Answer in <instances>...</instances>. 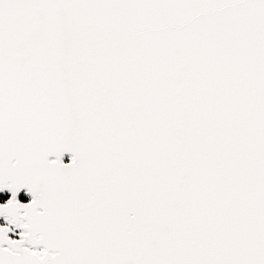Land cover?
<instances>
[{"label":"snow or ice","instance_id":"obj_1","mask_svg":"<svg viewBox=\"0 0 264 264\" xmlns=\"http://www.w3.org/2000/svg\"><path fill=\"white\" fill-rule=\"evenodd\" d=\"M0 221V264H264V0H0Z\"/></svg>","mask_w":264,"mask_h":264},{"label":"water","instance_id":"obj_2","mask_svg":"<svg viewBox=\"0 0 264 264\" xmlns=\"http://www.w3.org/2000/svg\"><path fill=\"white\" fill-rule=\"evenodd\" d=\"M65 160L67 159V156H65V158H64Z\"/></svg>","mask_w":264,"mask_h":264},{"label":"built area","instance_id":"obj_3","mask_svg":"<svg viewBox=\"0 0 264 264\" xmlns=\"http://www.w3.org/2000/svg\"><path fill=\"white\" fill-rule=\"evenodd\" d=\"M65 161H67V159Z\"/></svg>","mask_w":264,"mask_h":264},{"label":"flooded vegetation","instance_id":"obj_4","mask_svg":"<svg viewBox=\"0 0 264 264\" xmlns=\"http://www.w3.org/2000/svg\"><path fill=\"white\" fill-rule=\"evenodd\" d=\"M0 222H2V221H0Z\"/></svg>","mask_w":264,"mask_h":264}]
</instances>
